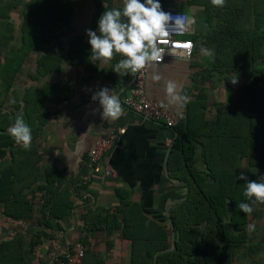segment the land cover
Wrapping results in <instances>:
<instances>
[{"label":"crops","instance_id":"1","mask_svg":"<svg viewBox=\"0 0 264 264\" xmlns=\"http://www.w3.org/2000/svg\"><path fill=\"white\" fill-rule=\"evenodd\" d=\"M184 1L163 3L165 7L187 10ZM25 2L0 0V121H5L9 129L14 117L21 114L32 134L37 135L30 150H37L41 160L37 164L39 175L30 188L27 185L32 177L24 167L20 170L24 187L21 198L33 204L30 215L8 217L0 201V243L21 235L27 264H56V258L67 260L79 241L86 245L85 264H130L131 242L123 239L119 230L107 227L104 217L120 205V195L138 201L147 215L157 219L169 214L170 204L187 198L189 183L172 177L169 172L178 132L124 106L123 99L134 75L114 71L122 59L120 55L107 63L94 62L90 57L87 67L80 62L83 54L90 53L87 35L74 38L71 49L74 64L62 66V59L55 56H50L48 63L42 46L45 35H24L21 30ZM190 5V10L194 6L203 8ZM202 29L207 30V25ZM79 36L85 39L78 43ZM195 36L198 35L192 38L196 44L193 58L174 56L154 65L148 71L146 91L150 99L166 105L165 82H177L183 94L191 98L178 117L185 127L200 128L204 122L215 121L217 105L228 100L229 89L222 74L212 68L216 46L206 44L205 35L196 37L197 40ZM36 42H40L38 46L31 47ZM201 48L208 53H201ZM154 75L161 79L153 80ZM102 87L112 89L120 99L124 112L118 120H103L99 102L91 98ZM257 87L253 85L255 91ZM259 88L261 95L255 97H261L257 100L264 102V86ZM167 107L177 114L175 107ZM111 129H125L104 163V167L114 170V175L91 174V150L97 138ZM241 163L250 169L249 173L260 171L250 167L246 160L235 161L234 171L239 172ZM204 167L198 162L194 170ZM45 168L57 171L53 181L56 192L51 200L59 217L52 216L51 203L44 202L51 192L39 188L48 184L41 175ZM164 195L168 197L166 203ZM252 225H248L245 245L233 250L231 264H264V224H254V230ZM242 246H246L243 251Z\"/></svg>","mask_w":264,"mask_h":264},{"label":"trees","instance_id":"2","mask_svg":"<svg viewBox=\"0 0 264 264\" xmlns=\"http://www.w3.org/2000/svg\"><path fill=\"white\" fill-rule=\"evenodd\" d=\"M117 1L122 0H93L96 8L92 19L94 31L105 10L122 8L116 5ZM186 1L205 10V43L216 46L212 68L222 74L229 97L225 103L217 105L214 122L191 128L185 127L179 119L174 128L181 137L176 138L170 155L169 172L172 177L189 183V193L186 199L170 204V220L168 215L163 219L147 215L138 201H129L123 195L114 213L104 217L107 227L119 230L120 236L131 242L130 264H154L158 251L172 247L171 222L176 247L160 253L158 264H231L233 250L248 238L249 225L246 214L237 207L248 200L243 195L245 181L237 180L239 172L233 169L235 161L246 160L250 167L261 168L247 177L264 182L261 180L264 176V102L256 99L253 89L254 84L264 86V66L257 64H264V0H226L223 7L213 6L211 0ZM30 6L31 0H26L21 23L24 35L30 21L39 18L35 15L37 8L42 7L41 3H33L36 9L31 13ZM84 39L79 36L76 40L79 43ZM70 47L74 49V40ZM73 53L70 54L72 64ZM90 55L91 52L85 53L80 59L86 67ZM235 76H238V83L233 85L230 80ZM0 122H4L0 123V201L5 205L6 216L25 218L30 215L33 204L21 198L24 187L20 170L24 167L32 177L27 185L30 188L39 175L37 164L41 155L37 150H30L31 147L25 150L17 144L7 133L6 122ZM36 136L32 134V143ZM198 162L205 167L194 170ZM41 175L48 184L39 188L51 192L44 202L51 203V215L59 217L51 200L56 192L53 181L57 171L45 168ZM167 199L164 195L163 202ZM0 264H27L21 235L0 243Z\"/></svg>","mask_w":264,"mask_h":264},{"label":"clouds","instance_id":"3","mask_svg":"<svg viewBox=\"0 0 264 264\" xmlns=\"http://www.w3.org/2000/svg\"><path fill=\"white\" fill-rule=\"evenodd\" d=\"M226 0H211L215 7H223ZM196 21L193 17L176 15L163 10L160 0H122V8L105 10L98 19L97 30H86L89 37L91 59L94 62L107 63L118 54L122 57L115 65L114 71L122 75H135L145 69H150L160 63L165 49L160 47L164 37L170 36L168 27L174 26L178 32L194 30ZM207 54L208 50L200 49ZM172 54V53H169ZM161 77L154 75L153 80L159 81ZM233 85L238 83V76L230 80ZM166 105L177 109V115L190 102V97L183 94L177 82L168 80L164 87ZM93 101H98L102 109L103 120H118L124 112L119 97L113 94L112 89L102 87L92 95ZM10 136L25 150L31 147L32 130L22 115L15 118L9 127ZM237 180L245 181L244 197L251 203L241 202L237 205L244 214L251 215L253 205L264 204V182L249 180L241 171ZM264 181V176H261ZM255 225L251 226L254 230Z\"/></svg>","mask_w":264,"mask_h":264},{"label":"built area","instance_id":"4","mask_svg":"<svg viewBox=\"0 0 264 264\" xmlns=\"http://www.w3.org/2000/svg\"><path fill=\"white\" fill-rule=\"evenodd\" d=\"M163 10L172 13L173 16H189L187 10L176 6H164ZM193 18L195 19V16H193ZM195 31V25L194 30L190 28L184 33L178 32L174 26L170 25L168 27L170 36L164 37L160 43V47L165 49V54L163 60L158 64H162L166 59L174 56H181L186 60L192 59L195 53L196 44L188 35L195 33ZM148 71L149 69H145L134 75V82L129 86L123 99L124 106L136 114L151 118L170 129H174L179 123L178 115L169 107L162 106L160 102L150 99L147 95L146 79ZM124 131L125 129H111L107 134L100 135L97 138L89 158L91 174H102L106 177L114 175V170L110 167H104V163L106 155L116 146L120 135L124 133ZM85 256V244L82 241H79L72 248L69 258L67 260L56 258V264H84Z\"/></svg>","mask_w":264,"mask_h":264},{"label":"rangeland","instance_id":"5","mask_svg":"<svg viewBox=\"0 0 264 264\" xmlns=\"http://www.w3.org/2000/svg\"><path fill=\"white\" fill-rule=\"evenodd\" d=\"M41 3L42 7L37 8L35 15L39 18H35L30 21L26 29V35H45L42 46L46 49L45 55L46 60L49 62V57H60L62 66L72 65L70 63L71 51L70 44L74 40L76 35H86V30L92 28V19L95 14L96 8L94 6L93 0H31L30 11L33 13L32 9L35 11L36 8L33 7V3ZM143 2V0H141ZM190 4V3H189ZM116 5L122 7V1H117ZM188 8V7H187ZM203 8L194 6L191 12L196 19V31L193 34L188 35L189 38H193V35H206V31L202 28L206 26L205 17L203 13ZM188 10V9H187ZM20 27V25H19ZM22 30V28H21ZM201 30H203L201 32ZM40 42H36V45H31V47H36ZM74 55V53H73ZM259 66L264 65L263 63H257ZM256 88L255 94L261 95V89L259 85ZM256 99H261V97H256ZM239 164V173L243 171L246 175L249 174L250 169L246 165ZM254 169H260L256 167ZM252 169V170H254ZM246 203H251L247 201ZM254 211L251 215H247L250 224H264V204L253 205ZM245 245V243H243ZM246 246H242L240 250H245Z\"/></svg>","mask_w":264,"mask_h":264},{"label":"water","instance_id":"6","mask_svg":"<svg viewBox=\"0 0 264 264\" xmlns=\"http://www.w3.org/2000/svg\"><path fill=\"white\" fill-rule=\"evenodd\" d=\"M160 3H161L162 8H163V7H164V3H163V1L160 0ZM188 15H189L190 17H193V16H194L190 9L188 10ZM133 82H134V79L132 80V82L130 83V85H131ZM167 162H168V159H167ZM165 168H166V171H168V166L165 165ZM167 176L170 177V176L168 175V173H167ZM185 198H186V197H185ZM175 200H176V199H169V201H175ZM179 200H181V199H178V200H176V201H179ZM168 218H169V220H170V214H168ZM170 224H171V231H172V247L169 248V249H164V250L158 251V252L156 253V255H155V258H154V264H158L157 256H158L160 253H163V252H166V251L173 250V249L176 247V239H175V229H174V225H173L172 222H171Z\"/></svg>","mask_w":264,"mask_h":264},{"label":"flooded vegetation","instance_id":"7","mask_svg":"<svg viewBox=\"0 0 264 264\" xmlns=\"http://www.w3.org/2000/svg\"><path fill=\"white\" fill-rule=\"evenodd\" d=\"M187 7H188V9H190L191 8V5L189 3H187Z\"/></svg>","mask_w":264,"mask_h":264}]
</instances>
